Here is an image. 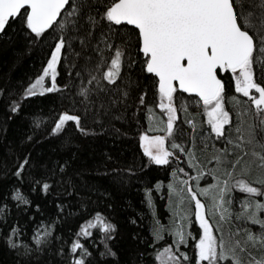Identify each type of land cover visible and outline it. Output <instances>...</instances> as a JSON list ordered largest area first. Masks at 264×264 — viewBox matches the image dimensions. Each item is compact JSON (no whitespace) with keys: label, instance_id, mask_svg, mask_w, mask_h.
<instances>
[{"label":"snow or ice","instance_id":"snow-or-ice-1","mask_svg":"<svg viewBox=\"0 0 264 264\" xmlns=\"http://www.w3.org/2000/svg\"><path fill=\"white\" fill-rule=\"evenodd\" d=\"M8 52L43 54L0 78V133L26 127L0 164L12 264H264V0H0ZM97 140L111 150L77 166ZM134 182L150 223L126 239L114 194Z\"/></svg>","mask_w":264,"mask_h":264},{"label":"trees","instance_id":"trees-1","mask_svg":"<svg viewBox=\"0 0 264 264\" xmlns=\"http://www.w3.org/2000/svg\"><path fill=\"white\" fill-rule=\"evenodd\" d=\"M43 54L40 52L34 53L31 57L26 58L23 63L18 64L14 69L12 68L13 54L11 52L0 54V78L4 74H10L13 82L26 81L29 76L34 75L39 71L40 62ZM49 105L43 98L37 99L28 109L27 112H39L40 108H47ZM4 121L3 110H0V124ZM119 126V125H118ZM7 134L0 133V164H3V159L7 153L9 146L15 148L18 154H23L24 148L20 144L21 137L26 131L25 120L17 119L10 121L6 125ZM118 146L123 147L125 155L131 158V154L135 149V144H129L128 142H116ZM112 148V142L110 140H97L92 143L91 147L81 152V158L77 161V166L87 165L93 167L95 161L100 159L99 152L101 150L108 151ZM50 151V146L45 145L44 148L37 147L36 153ZM155 177L163 178L162 172L155 170L150 171L145 177V182H153ZM154 197L156 194H153ZM115 202L117 204V212L114 214V218L127 239L130 231L133 230L132 226L127 223L129 217H138L140 214H147L143 221V226H147L150 223V214L145 203V184L133 183L126 191L118 192L114 194ZM156 205L159 211V216L162 222L167 223L169 213L165 211L166 205L164 201L157 200ZM146 234V232H145ZM13 257L10 253L0 248V264H12Z\"/></svg>","mask_w":264,"mask_h":264},{"label":"flooded vegetation","instance_id":"flooded-vegetation-1","mask_svg":"<svg viewBox=\"0 0 264 264\" xmlns=\"http://www.w3.org/2000/svg\"><path fill=\"white\" fill-rule=\"evenodd\" d=\"M197 120H199V116H197Z\"/></svg>","mask_w":264,"mask_h":264}]
</instances>
